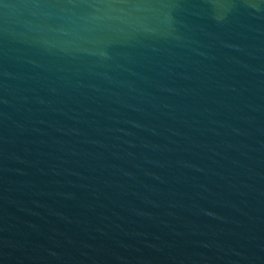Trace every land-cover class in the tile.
<instances>
[{
	"label": "water",
	"instance_id": "1",
	"mask_svg": "<svg viewBox=\"0 0 264 264\" xmlns=\"http://www.w3.org/2000/svg\"><path fill=\"white\" fill-rule=\"evenodd\" d=\"M0 264H264V0H0Z\"/></svg>",
	"mask_w": 264,
	"mask_h": 264
}]
</instances>
